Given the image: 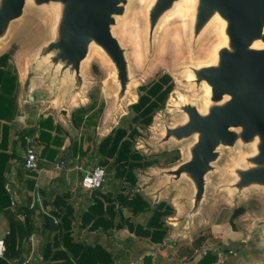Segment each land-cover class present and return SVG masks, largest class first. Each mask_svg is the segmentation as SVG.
<instances>
[{
	"label": "water",
	"instance_id": "95a60500",
	"mask_svg": "<svg viewBox=\"0 0 264 264\" xmlns=\"http://www.w3.org/2000/svg\"><path fill=\"white\" fill-rule=\"evenodd\" d=\"M126 4L127 0H0V41L9 36L15 21L29 7L57 9L46 38L26 64L23 91L29 99L34 98L32 86L42 82V90L47 91L43 107L57 100L61 116L71 123L68 107L84 98V67L94 49L105 52L115 65L120 82L118 108L126 96L129 68L127 53L113 25L125 15ZM181 4H185L184 8L178 10ZM148 11L151 42L173 15L174 19L188 15L195 37L215 19L219 22L218 34L220 23L225 21L224 32L229 36V45L220 51L219 65L204 68L199 60L189 79L197 86H212L211 93L205 96L207 102H203H213L209 110L186 102L181 106L185 114L182 124L166 128L165 140L195 137L188 159L145 174L148 181L139 188L157 185V197L174 185L188 184L189 203L178 219L177 239H181L193 231L199 219L208 218L209 174L221 147L250 145L253 149L245 157L248 166L238 171L234 185L240 192L252 186L264 188V48L253 47L256 43L264 46V0H153ZM111 122L110 116L103 125L105 130ZM243 243L249 249L246 254L264 264V217L253 221L249 239Z\"/></svg>",
	"mask_w": 264,
	"mask_h": 264
},
{
	"label": "rangeland",
	"instance_id": "374dc122",
	"mask_svg": "<svg viewBox=\"0 0 264 264\" xmlns=\"http://www.w3.org/2000/svg\"><path fill=\"white\" fill-rule=\"evenodd\" d=\"M151 1L153 0H127L125 15L113 25L114 34L127 53L129 68L126 96L122 99L121 105L117 108L116 100L120 92V82L116 78L115 65L105 52L93 49L84 67L86 78L82 93L84 98L71 103L68 110L69 118L72 120L75 110L93 105L90 111L83 115L84 122L79 127L72 123L71 129L73 133L81 134V142L89 144V149L82 156L83 161L88 162H84V166L86 168L103 166L107 172V166L101 165L98 162L99 159L89 157L93 146L119 124L122 116L131 112V104L138 99L139 86L159 78L163 73H169L172 76L175 85L165 106L156 113L152 124L143 131L144 134L138 138L136 143L138 149L151 158H157L158 163L146 170L137 171L138 187L134 188V191H140L152 206L160 201H165L173 206L174 213L165 217L169 233H171L174 228L179 226L178 219L187 210L191 195L188 184L174 185L157 197L153 193L157 185L148 188L147 191L139 188L148 181L145 174L152 173L159 167L184 161L189 157L195 137L175 141L173 139L165 140L164 136L167 127L182 124L185 114L181 106H184L186 102L194 104L204 111H208L213 104V102H210L209 105L203 104L208 100L205 98V85L197 86L189 79L194 74L199 60L200 65L210 62L213 48L220 39L218 36L219 22L217 19L211 21L205 27L204 32L195 37L190 27L192 19L188 15H178L174 19L173 15L155 33L151 42L149 24L147 23ZM56 11V8L35 9L29 7L24 16L15 21L16 24L9 36L0 41V55L5 52H13L10 63L14 65L23 82L26 75V64L32 61L35 49L46 38V31L52 24L53 18L55 20L54 13L56 14ZM148 22L150 21L148 20ZM166 27L168 31L164 34ZM36 85L37 87L34 85L36 90L33 91L34 93L32 92L34 98L30 99L21 87L24 93H20L23 94L24 99V102L21 103V112L28 113L32 107H34L35 113H39L43 109L40 101L47 91L42 90V82L39 81ZM56 106L60 108L58 101ZM49 109L50 107L44 108V111L49 112ZM110 116L112 122L110 127L105 130L103 125L105 122L107 124ZM83 131L85 133H82ZM252 149L250 145L219 149V159L213 162L215 168L209 174V189L207 191L209 201L206 205L208 218L207 220L199 219L193 231L181 242L180 247L183 248L185 255L195 253L197 256L202 255L204 250L206 252L220 250L228 256H233L235 253L238 255L239 252L240 254L249 252L243 241L249 239L253 221L264 217V188L252 186L240 192L234 184L238 179V171L248 166L245 157ZM175 150L180 151V158L173 163H168V154ZM106 184L109 186L113 184L107 176ZM145 192H151L152 195H145ZM238 208H243V213L231 219ZM149 216L150 214L146 219ZM5 231L4 225L0 224V238H4ZM237 235L240 238L239 241L232 243ZM34 243H36L35 236ZM249 257L256 259L252 254ZM255 262L256 264L263 263L261 260ZM31 264H41V262L35 259Z\"/></svg>",
	"mask_w": 264,
	"mask_h": 264
},
{
	"label": "trees",
	"instance_id": "16d2710c",
	"mask_svg": "<svg viewBox=\"0 0 264 264\" xmlns=\"http://www.w3.org/2000/svg\"><path fill=\"white\" fill-rule=\"evenodd\" d=\"M12 53L0 55V218L6 220V249L4 255L0 256V264H9L15 258L28 256L32 250L30 237L35 235L41 240L39 246H35L36 255L45 264H111V253L104 246L74 238L73 209L67 204L65 196H57L54 200L57 208L47 211L41 210L38 205L31 208L30 196L26 198V204L13 199L9 174L12 160L20 158L16 149L17 142L20 141L26 147L25 135L34 134L36 129L39 134L35 137V143L42 142L46 148L51 144L58 145L63 141L60 135L63 127L59 123L54 124L53 117L49 115L41 118L36 128L22 131L16 129L14 121L20 112V80L16 68L10 63ZM174 85L172 76L163 73L159 78L139 86L138 99L131 104V112L122 116L119 124L93 146L89 157L97 158L101 165L107 166V178L113 184L119 182L120 189L115 194L93 190L94 201L82 214L83 224L88 223L89 229L127 227L136 234L149 237L154 243H162L167 236L165 217L174 213L173 206L165 201L152 206L140 191H134L138 187L137 171L146 170L158 163L157 158H151L138 149L136 143L144 134L143 131L150 127L156 113L165 106ZM92 107L75 110L71 123L79 127L84 122L83 115ZM52 131H56V134L53 135ZM12 133L15 134L13 139ZM75 147L78 148L76 140ZM81 152L83 156L86 154L83 150ZM168 155V163H173L180 158V151L175 150ZM28 173L33 174L31 171ZM30 187H34L32 181ZM125 209L130 216H125ZM243 211V208H238L231 219ZM148 214L150 216L146 219ZM35 216L42 218L39 225L35 222ZM117 218L119 221L115 220ZM140 218L146 222L140 223ZM217 258L215 251L205 252L196 264H214Z\"/></svg>",
	"mask_w": 264,
	"mask_h": 264
},
{
	"label": "crops",
	"instance_id": "0c3cea01",
	"mask_svg": "<svg viewBox=\"0 0 264 264\" xmlns=\"http://www.w3.org/2000/svg\"><path fill=\"white\" fill-rule=\"evenodd\" d=\"M19 80V105L21 110V103L24 102L22 95L25 92L23 91V93L21 90V87H23L22 77H19ZM32 88L33 91L36 90L33 86ZM56 102L57 100L48 106L50 107L48 110L49 112H45L44 107L39 113L34 112V107H32L28 113L20 111L14 121L17 130H30L37 127L38 121L41 118L51 115L54 119V124L59 123L63 127V131L60 133L63 138L61 144H51L46 148L44 143H36V149L40 157L39 170H28L24 167V154L27 146L23 147L20 141L17 142L16 149L20 158L12 160L9 174L10 182L13 186L11 190L13 191L14 200L17 199L18 202L26 204L28 202L26 198L30 196L31 199L35 191H38L42 197L44 209L47 211L57 208L54 203L57 196H65L67 204L73 209L72 235L74 238L83 240L89 244L98 243L104 246L111 253V264H196L204 253H202V255L200 254L201 256H197L196 253L185 255L180 245H182L181 242L184 241L188 235L181 239H177L179 226L174 228L171 233H169L168 230L167 236L162 243H154L149 237L136 234L127 227L117 228L116 226H109L107 229L99 227L93 230L89 229L88 223L83 224L82 214L94 201V191L86 190L81 185L83 174L81 168L85 169L84 162L88 163L83 161L81 151L83 150L86 152L89 149V144L87 145L81 142L80 133L75 134L72 132V123H67L63 119L60 114V109L56 106ZM40 103L43 105L44 99H42ZM38 134V130L35 129L34 134L31 135L35 138ZM52 134H56V131H52ZM13 138H15L14 133H12V139ZM75 140L78 141L77 149L75 147ZM76 152L77 156L75 157ZM60 161H63L65 164L62 168L57 167ZM29 171L33 172V174H29ZM31 181L34 183L33 188L30 187ZM118 183L119 182L116 184L114 183L112 186L104 184L103 188L100 190L103 193L111 192L115 194V192L120 189ZM151 187L152 186H148L142 190L147 191V189ZM8 188H10L9 185ZM155 192H153L154 195ZM150 194L152 195L151 192H145V195ZM106 205L107 203L105 202V207ZM124 212L125 216H130V213L126 209ZM41 220V217L35 216L37 225L41 223ZM115 220L119 221L118 218ZM138 221L140 223L146 222L145 219L141 220V218ZM0 224L4 225L6 228V220L4 217L0 218ZM52 236L53 233L50 234L51 238ZM35 238V246L37 247L41 240L38 235H35ZM239 239L237 235L235 241L232 243L239 241ZM215 253L218 255V258L214 264H256V262L254 263L255 260L251 259L246 253L240 254L239 252L238 255L235 253L233 256H228L220 250H215ZM36 254L35 252L36 261L45 264Z\"/></svg>",
	"mask_w": 264,
	"mask_h": 264
},
{
	"label": "built area",
	"instance_id": "2783aa9c",
	"mask_svg": "<svg viewBox=\"0 0 264 264\" xmlns=\"http://www.w3.org/2000/svg\"><path fill=\"white\" fill-rule=\"evenodd\" d=\"M25 141L27 144L25 154H24V167L28 170H39L40 169V157L38 155L36 149L35 138L33 135H25ZM65 164L63 161L57 164V167L62 168ZM83 171L82 178H81V185L86 190H94V189H101L103 188L106 182V169L103 166H94L91 168H81ZM30 207L35 208L37 205L40 206L41 210L45 211L42 197L40 196L39 192L35 191L31 200H30ZM30 241L32 244V250L28 256H25L23 259L15 258L14 260L10 261L9 264H31V262L35 259V243H34V236L30 237ZM5 241L4 238H0V256L4 255L5 252ZM206 250L203 251L205 253Z\"/></svg>",
	"mask_w": 264,
	"mask_h": 264
},
{
	"label": "bare ground",
	"instance_id": "6f19581e",
	"mask_svg": "<svg viewBox=\"0 0 264 264\" xmlns=\"http://www.w3.org/2000/svg\"><path fill=\"white\" fill-rule=\"evenodd\" d=\"M185 4H181L179 5L178 7V10H181L182 8H184ZM129 14V13H128ZM127 17V16H126ZM170 18V17H169ZM122 19V18H121ZM124 19V18H123ZM121 23V22H120ZM135 23V22H134ZM140 23V22H139ZM130 25V24H129ZM134 25V24H133ZM219 26V25H218ZM226 26V22L225 21H222L220 23V28H221V31L219 32V42L218 44L213 48V51H212V54H211V59H210V62L206 63V64H202L201 66L206 68V67H214V66H218L219 65V55H220V51L221 49L224 47V46H228L229 45V36L226 35V33L224 32V28ZM128 28V26H127ZM223 29V31H222ZM168 31L167 27L165 28V33L166 34ZM127 33V31L125 32V34ZM120 36V35H119ZM254 48H264L263 45H260L259 43H256L254 46ZM131 59V58H130ZM211 90H212V86H209L208 87H205V95H209L211 93ZM230 96V95H229Z\"/></svg>",
	"mask_w": 264,
	"mask_h": 264
}]
</instances>
